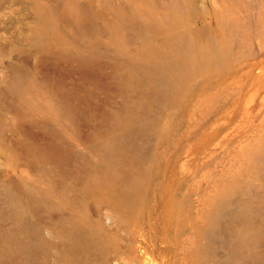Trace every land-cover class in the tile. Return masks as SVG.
<instances>
[{
  "label": "rangeland",
  "instance_id": "374dc122",
  "mask_svg": "<svg viewBox=\"0 0 264 264\" xmlns=\"http://www.w3.org/2000/svg\"><path fill=\"white\" fill-rule=\"evenodd\" d=\"M0 264H264V0H0Z\"/></svg>",
  "mask_w": 264,
  "mask_h": 264
}]
</instances>
